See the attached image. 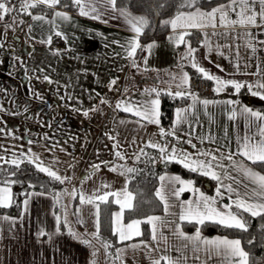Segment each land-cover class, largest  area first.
<instances>
[{
  "label": "crops",
  "instance_id": "obj_1",
  "mask_svg": "<svg viewBox=\"0 0 264 264\" xmlns=\"http://www.w3.org/2000/svg\"><path fill=\"white\" fill-rule=\"evenodd\" d=\"M228 3L223 4L227 5ZM106 7L109 10L102 16L101 20L80 15L79 8L76 13L61 8H54L50 16L42 15L45 19L36 21L37 31L36 35H34L35 39L46 41L48 37L52 38L56 36L55 32L57 31L62 34L59 37L57 36L60 40L58 41V45H55L53 48L49 46V43H44V45L47 44L49 52L45 53L47 59L43 63L42 73L52 81V83H48V87H57L54 92L60 94L58 96V99L60 97L59 100L55 101L53 98L52 101L46 104L45 108L57 105L60 109H64L69 102H72L71 106L81 109H92L93 107L105 108L106 114L103 112L98 115L97 111H93L98 116L90 118V123L103 127L105 125L101 124L103 122L100 123L98 118L100 117L102 121H107L109 124L107 132L112 137L111 140L127 145L131 150L132 156L134 155L136 158L140 149L149 141L172 145L176 144V140L171 136L162 139L160 129L163 127L160 124L158 126L154 123L141 121L139 117L129 112L117 109L116 104L121 100H130L133 103H146L156 98L155 93L151 95L144 94L145 89L153 87L158 88L162 92L172 91L174 93L177 91L179 79L171 81L170 78L172 76L180 77L181 67L179 62L186 51V46L182 44L177 48L173 43L169 42L168 37L173 35L170 26V30L165 35L145 41L144 46L151 43H155L156 46L151 50L150 55L147 51H144L141 57L135 58L139 67L134 68L127 57L125 49L121 47V45L127 44V41L134 36V33L130 31L128 24L119 15V12L111 11L110 6ZM259 7L257 3L255 5L257 11H259ZM101 11H104V9H101ZM56 12L67 14L70 19L58 22L60 18L55 16ZM230 17L233 20L237 19L235 12H231ZM31 18L32 16L28 19ZM257 20L259 23V17ZM52 22L54 24L56 22L54 30H51L49 26ZM189 31L200 33L201 39L199 43L191 47L196 49L195 56L197 63L209 73L225 80H234L246 84L264 82V44L259 43V41L264 40L257 27L233 25L224 28L220 26L219 19L217 18V26L215 28L209 26L203 29L193 28ZM225 32L228 33L227 37L221 35ZM246 32H251L252 36L255 37L252 41L256 49L255 52L246 46L248 40V37L244 35ZM213 33H216V35H213ZM205 36H207L210 48L203 46ZM234 37L238 38L234 39ZM145 57H147L146 65L144 63ZM53 61H57V64L56 62L53 63ZM236 64H239L238 70L235 67ZM217 65L220 67H217ZM186 66H192L188 61L183 62V72L188 74ZM220 68H223L224 71H221ZM112 80H116V84L112 85L110 90L109 84ZM126 89L127 91H125ZM183 91L185 94H189V81L183 88ZM192 97L185 105L174 109L170 128L168 130L163 129L166 132L172 130L177 109H188L186 120L177 125L176 128V135L181 142L180 147L193 154L197 159H203V157L196 155L198 150L212 151L217 157L231 153L233 154L234 161L251 167L254 171L264 175L250 161L238 154V141H242L245 135L257 134V125H264V121H257L247 115L240 114V107L247 106L261 114H264V112L245 104L237 97H196L195 106L192 107ZM102 98L107 103L101 104ZM203 100H208L211 103L204 106L200 103ZM229 100L238 101L239 103L232 105L225 103ZM234 109L237 115L230 119L229 117L232 115ZM38 123L40 122H36V124ZM42 123L46 128L58 131L57 134L50 132L44 134L45 137L53 140L46 143L49 146V156L51 159L40 157L43 165L51 166L52 170L54 168L56 170L57 168H63L66 171L76 173L74 182L72 181V184L66 188H63V184L61 191L66 189L68 193H71L74 188H78V193L83 190L86 194H91L100 188L101 184L111 186L110 189L102 191L114 190L115 182L119 181L122 176L117 175L116 171H111L109 163L106 165L102 162L107 151L99 150L100 152H95L97 151L95 150L91 159L88 160L87 157V159L83 160L84 135L82 134V118L76 116L51 117L43 119ZM99 129L96 128L97 132L95 131L96 133L94 132L95 134L93 133L90 136L91 139L94 135L96 143L104 134L102 130L98 131ZM86 137L89 136L87 135ZM189 139L192 144L196 145L195 148L185 143ZM256 139H259L258 135H256ZM94 146L96 147V145ZM37 151V149L34 151L35 155H39ZM111 157L114 161L115 154L112 153ZM106 162H109V160L107 159ZM221 162L226 166L228 174L232 177V179L224 180V184L233 185L241 193L245 191L246 187L248 189L255 187V185L250 184L248 180L234 169L228 160H221ZM87 163L91 166L87 172L91 173L90 175L86 174L88 182H86L85 188H83L78 185L81 177L77 176V173L83 172ZM93 165H100L99 170L93 171ZM123 168L126 169L125 166L121 167L122 170H124ZM162 175L171 176L177 174L163 173ZM124 178L127 184L125 175ZM233 181H239L240 183L239 185H235ZM160 185L161 181L159 179L156 190ZM216 187L217 182L213 194L207 196L216 197ZM196 188L206 195L200 188ZM29 193H33L34 195L29 200L27 211H25L23 203L27 198L26 196L22 201L19 215L10 216L0 213V264H89L91 260L89 247H86L78 239L70 235L67 227L64 226V231L59 227V234H55L57 215L54 212L55 203L53 196L47 193L35 195V193H41L35 191ZM72 199L69 195H64L61 199L64 205H68H66L67 211ZM112 199L114 198L112 197ZM233 199H235L234 196L223 192V198H217V206L222 207L225 204H230ZM77 207H80L78 195L74 209L75 212ZM94 211L95 209L93 208ZM21 213H23V216ZM5 216L11 219L4 220L3 217ZM80 216L82 217L81 214ZM74 225L75 223H73ZM78 225L80 226L76 228L77 232L80 234L82 232L83 234L84 226L88 227V225H81V222ZM41 229L52 234L51 240H49L48 236L38 237L37 233ZM196 230L189 232L182 231L187 235H194ZM151 235L150 228V237ZM201 236L209 239L225 237L222 235H206L202 232ZM228 239L235 240L236 238ZM182 245L179 248L188 252L191 264H224L221 257L212 256L209 259L206 258L203 251L194 253L191 250V245L188 248H183ZM197 256H199V259H197Z\"/></svg>",
  "mask_w": 264,
  "mask_h": 264
},
{
  "label": "snow or ice",
  "instance_id": "obj_2",
  "mask_svg": "<svg viewBox=\"0 0 264 264\" xmlns=\"http://www.w3.org/2000/svg\"><path fill=\"white\" fill-rule=\"evenodd\" d=\"M60 3V0H22L20 11L32 15L29 11L41 4L49 7L55 8ZM74 6L79 8V14L82 16H87L91 19L101 20L102 16L109 10L113 12H119V15L124 18L125 22L128 24L130 31L134 33V36L127 41L126 45H121L127 53V57L130 59L132 66L138 68L139 65L135 59L137 50L147 51L149 55L151 50L156 46L155 43L148 44L147 46H142L139 37L144 33V30L149 27V20L144 16H134L127 8H117L116 0H72ZM259 4V11L256 10L255 5ZM199 0H181L179 7L195 9L194 11L184 12L177 11L176 15L170 19L164 21L165 25H170L173 31V35L169 36V42L173 43L175 47L179 48L180 45L186 46V51L181 57L179 62L181 67V75L179 78L172 76L171 81L179 79L177 84V91L174 93L172 91H167L166 94L174 97H183L185 92L183 88L188 84L189 76L186 72H183V62L188 61L191 66L200 73L204 78L212 80L216 84L214 91L217 93L223 91L227 87H232L235 89L236 93H239L241 88L247 87L250 94L253 97H258L260 100H264V82H257L255 84H246L244 82H238L234 80H225L216 75L209 73L205 68L201 67L196 61V49L191 47L190 41L186 37L191 36L192 33L190 29H203L209 26L215 28L217 26V18L219 19V24L221 27L228 28L233 25H239L241 27H264V0H229L227 5L221 4L211 11H203L198 6ZM66 6V5H65ZM163 7V5H161ZM104 9V11H101ZM239 9V11H237ZM13 8L8 6V0H0V21L4 20L5 16L10 14ZM235 12L237 19L233 20L230 17V13ZM55 16L62 20H69L70 17L62 12H56ZM259 17V23L257 18ZM115 18V17H113ZM34 21L44 20L45 17L42 15H32ZM15 22V21H14ZM22 22V21H21ZM106 22V21H104ZM31 31V26L29 27ZM56 36H61L62 34L57 31ZM216 35V33H213ZM221 35L227 37L228 33H222ZM247 40V47H250L253 52H255V46L252 41L255 37L252 36L251 32L244 33ZM238 37H234L236 39ZM52 38L48 37L46 41H41L42 43H51ZM118 43V42H115ZM259 43L264 44V41H259ZM205 47H211L208 43L207 36H205V42L203 44ZM145 65L147 64V57L144 60ZM217 67H220L217 65ZM235 67L239 69V64ZM147 70V69H145ZM224 71L223 68H220ZM44 80L48 83H52L48 76L44 77ZM116 84V80L110 81L109 88ZM127 91V89L125 90ZM155 93L156 98L147 101L146 103L136 102L133 103L130 100H121L116 104V108L125 112H129L140 118L141 121H147L148 123H154L159 126L160 111L159 96L161 95V90L156 87L151 89H145L144 94L151 95ZM38 96V94H37ZM193 105L195 106L197 98L193 95ZM71 99V97H69ZM101 104L107 103L105 99H101ZM204 106L211 103L208 100L200 101ZM225 103L232 105L238 104V101H226ZM99 109L93 107L92 109L83 112V115L87 117L89 111H98ZM188 109H177L176 119L173 122V128L170 131H165L163 128L160 129V136L162 139L171 136L176 140V144L169 145L168 143L152 142L149 141L145 147L156 149L159 153L158 160L165 165L169 163L181 164L184 168L188 169L190 172L198 173L199 175L206 176L211 180L217 182L216 187V197H209L200 192L199 189L193 186L191 180H184L178 175H162L159 177L161 181L160 187L156 190L155 196L159 199L161 204L164 206L165 216L177 214L171 213L170 208L172 204L170 202V197H175L177 201H180L181 194L185 191H192L195 196L193 200L180 201V212L178 214V221L165 220L160 216H147L143 219H133L127 224L124 223V212L125 210H134L135 205L133 201L135 196L132 192L128 191L127 184L121 191H102L104 189H110V185L101 184L100 188L93 191L91 194H86L83 190L77 192L74 188L71 193H68L65 189L63 192H53L52 196L54 203L59 205L61 199L64 195H69L71 198L75 199L77 195L79 196L80 207H77L76 214L78 217L77 222H82L80 219V214L82 208L87 205H91L95 211L93 215L95 217V232L91 234V239L85 238L76 232H74L68 225V211L67 207L64 209L63 222L65 227H68L69 234L74 238L78 239L86 247L93 248L91 253L93 259L89 261V264H96L95 256L96 250L92 245V240H96L104 248L107 254L108 249L112 247L111 243L105 241L100 236V205L115 203L119 206V212H113L111 217L112 234L118 237V242H124L131 240L134 237L142 235L141 225L148 224L151 228L152 241L156 244H162L164 247L152 249L149 245L143 241L140 244H133L130 247L135 251L138 248L148 249V254L151 256L153 251H163L167 252L169 247L168 237L164 236L161 231L164 227L172 226V233L176 239L183 241V248H188L191 245V250L194 253L203 251L206 258H211L212 256L221 257L224 264H252V255L245 251L241 246V241L239 239L230 240L227 237H217V238H203L201 236L200 228L198 227L194 235H187L181 230V223H194L196 225H205L206 223L219 224L226 228H235L241 231H248V223L244 219L242 213H248L252 217L264 216V175L254 171L251 167H247L242 163H237L233 160V154L229 153L222 157H217L212 151H199L197 156L203 157V159H197L193 154L184 150L180 147L179 137L176 135L177 125L181 124L186 120V113ZM240 114L247 115L257 121H264V114L254 111L250 107L241 106L239 109ZM237 115L236 110L232 111L230 119ZM258 132L255 135H245L242 141H238V154L243 156L246 160L250 161L251 164L264 163V125H257ZM256 135L259 139H256ZM112 139V137H109ZM29 143H32L29 141ZM195 148L196 145L191 143V140L185 141ZM118 144H114L113 148H118ZM63 150V149H62ZM140 153L147 156L148 154L144 152V149H140ZM116 157L119 159H124L125 157L121 152H115ZM137 155V159H139ZM150 161L155 164L156 159L149 157ZM0 160H4V157L0 156ZM221 160H228L232 167L236 169L250 184L255 185V187L248 189L245 188L243 193L237 191V188L233 185H226L223 183L226 179H232L228 174L226 166L221 162ZM8 163L20 171L21 164L29 163L36 167L37 171L45 173L53 181H57L61 184L65 183L67 180L70 182V178L61 177L57 174V171L52 170L51 166H44L40 157L35 154H28L21 152L16 158L7 161ZM106 165L109 162H104ZM100 165H93V171L99 170ZM111 171H116V168H111ZM138 170L135 168H126L120 172L121 175L134 174ZM16 172L9 173V177L15 176ZM0 186V208H9L14 203L13 193L11 185L17 183V181L10 178L4 179ZM235 185H239V181H233ZM179 185V187H177ZM28 187H34V185L29 184ZM223 192H227L230 196H234L235 199L232 203L225 204L222 207L217 206V198H223ZM45 193H35V195H44ZM27 198L24 200V209L27 211L29 200L31 199L33 193H25ZM109 197H113L112 201ZM235 207L236 212L231 209ZM23 216V213H21ZM4 220H10V217H3ZM15 223L14 220H12ZM61 223V217L56 216V233L59 234V225ZM38 237L48 236L49 240L52 238V234L47 233L44 229H41L37 233ZM253 241H249L252 244ZM177 248L176 251H180ZM124 250L118 249L116 259L123 264L122 254ZM199 259V256H197ZM184 264V255L181 257L173 258L168 255H161L158 259H152L151 264Z\"/></svg>",
  "mask_w": 264,
  "mask_h": 264
},
{
  "label": "rangeland",
  "instance_id": "obj_3",
  "mask_svg": "<svg viewBox=\"0 0 264 264\" xmlns=\"http://www.w3.org/2000/svg\"><path fill=\"white\" fill-rule=\"evenodd\" d=\"M19 9L20 8L18 7V10ZM15 14L10 15L6 20L0 21V156L4 157V160L10 161L16 158V156H18L21 152L25 153L26 155L30 153L34 154V151L37 149V153H39L37 156L43 159H51L49 156V146L46 143L51 142L53 139L45 137L44 134L48 132L57 134L58 131L46 128L42 123L43 119L51 117L57 118L61 116H76L78 118H82L83 122V160L87 159V157L88 160L91 159V156L95 150H97L95 152H100L99 150L107 151L102 162H106L108 159L110 168H116L117 175H121L120 172L123 171L121 167L125 166L127 168L131 166L134 163L135 156H132L131 150L127 145L120 144L117 141H112L109 138L110 135L107 132V126L109 124L107 121H102L100 117L98 118V121L100 123L103 122L101 124L105 125L103 127H100L98 124L90 123V118L97 117L103 112L106 114L105 108L98 107V115L93 113V111H89V115L87 117L83 115V112L89 109H81L77 108L76 106H71L72 102H69V104L66 105L64 109H60V107L57 105H53L52 107L48 106L45 108L46 104L49 101H52L53 98L55 101L60 99V97L58 99L60 94L54 92V90L56 91L57 87L55 88L52 86L49 88L48 82L44 80L45 76L42 73L43 63H45L47 59V55H45V53L49 52V50L46 46L47 44L44 45L40 39L34 38V35H36L35 33L37 31L36 21H34L32 18L23 19L15 16ZM61 21L63 20H58V22ZM55 24L52 22V24L49 25L51 30L55 29ZM30 26L31 31H29ZM55 62L57 64V61H53V63ZM36 122L40 123L36 124ZM96 128H100L98 131L102 130L104 132L97 143L94 140V135L90 139V136H92V134L96 131ZM87 135L89 137H86ZM29 141L32 143H29ZM114 144H118L119 147L114 149ZM94 145H96V147ZM116 151L121 152L125 158L119 159L115 155V159L113 161L111 154H115ZM106 155L108 157L107 159ZM4 160H0V163L4 162ZM89 168H91V166H89L87 163L84 171L77 173V176L81 177V179L78 181V185L82 186L83 188H85L84 186L86 182H88V179H86V174L90 175L91 173L87 172ZM53 170L57 171V174L61 177L70 178V182L66 180L65 183H63V188L70 186L72 181L74 182L76 173H73L72 171H66L63 168H57V170L54 168ZM121 176L122 178L115 182L116 185L114 186L113 191H121L124 189L126 182L124 180V175ZM75 189L78 190V188ZM194 196L195 194L192 191H185L181 194L180 201L193 200ZM180 201H177L175 197H170V202L172 204L170 212L177 214L176 216H165L164 206L163 211L160 214H154L151 216H160L165 220H175L179 222L178 214L180 212ZM66 205L64 206L66 207ZM68 208L71 209V213L68 212V225L74 232L80 234L76 230L79 223L77 222V214L75 210H72L71 206ZM114 212H119V206L116 208V210H114ZM81 215L82 217L80 216V219L83 222H81V225H88V227L84 226L83 234L82 232L81 234L82 236L87 234L85 238L91 239V234L96 230L94 224L95 217L93 215V207L91 205L84 206L82 208ZM73 223H75L74 226ZM181 230H183L182 226ZM161 231L163 232L164 236L168 237L169 240V247L166 253L163 251H153L151 256H149L148 249L141 247L134 251L130 247V245L140 244L141 241H143L147 243L152 249H162L164 246L162 244L158 245L153 242L151 235L148 240H134L121 244L117 247L115 256H117L118 249H123V264H151L152 259H158L161 255H168L173 258L184 255V264H191L188 252H185L184 250L176 251V249L182 245L183 241L178 240L173 236L172 226L170 225L164 227ZM92 245L96 250V264H108L109 262L105 261L101 247L96 245L94 240H92ZM91 250L93 251V248H91ZM111 258L113 259L112 255ZM117 261L118 264H120V261ZM163 263L164 262L162 261L161 264Z\"/></svg>",
  "mask_w": 264,
  "mask_h": 264
},
{
  "label": "trees",
  "instance_id": "obj_4",
  "mask_svg": "<svg viewBox=\"0 0 264 264\" xmlns=\"http://www.w3.org/2000/svg\"><path fill=\"white\" fill-rule=\"evenodd\" d=\"M229 2V0H199V7L201 10L208 11L213 7ZM22 0H8V6L13 8V11L6 15V20L10 15H14L23 19H28L31 15L25 14L18 10L21 6ZM181 0H116V7L127 8L134 16H144L149 20V27L144 30V33L140 36V43L144 46L147 39L161 37L170 30V25H165L164 21L170 20L176 15L177 11H194L195 9L179 7ZM66 5V6H65ZM163 5V7H161ZM55 8H61L76 13L78 7L74 6L72 0H60V3ZM32 15L40 14L44 16H50L54 8H49L45 5H39L29 10ZM192 35L186 37L190 41L191 46L197 45L201 39L200 33L191 31ZM60 39L57 36H53L49 46L53 48L57 45ZM144 51L138 49L135 58L142 56ZM189 76V94H185L183 97H174L167 95L166 92L161 91L159 96L160 100V125L168 130L172 124L173 111L176 107L185 105L191 98L195 96L198 98H219V97H237L245 104L254 107L264 112V100H260L257 97H253L247 87L241 88L239 93H236L232 87H227L223 91L217 93L214 91L216 84L212 80L204 78L193 67L186 66ZM144 152L148 155L145 156L138 152L134 163L129 168H135L138 171L134 174L125 175L127 179V188L135 196L133 201L135 205L134 210H125L124 222H130L133 219H143L147 216L154 214H160L163 211V204L155 196L156 187L158 185L159 177L163 173H174L186 180H191L193 185L200 188L206 195H212L214 192L216 182L209 179L206 176L199 175L198 173L190 172L184 168L181 164L169 163L165 165L158 160L159 153L156 149L149 147H142ZM149 157L156 159V163L153 164ZM254 167L264 174V163L253 164ZM16 172L15 176L9 177V173ZM10 178L17 181L11 185L14 203L9 208H0V213L17 216L20 214L21 205L23 199L26 197L25 193L32 191L43 192L52 195L53 192H60L63 184L53 181L45 173L37 171L36 167L29 163L21 164L20 171L8 163H0V182L4 179ZM29 184L34 187H28ZM2 185V183H0ZM112 201V197H109ZM77 197L72 199L70 206L72 210L75 209ZM117 204H101L100 205V236L103 240L111 243L112 247L108 249L107 254L101 244L94 240L96 245L101 247L103 256L108 264H118L115 256V251L118 246L123 243L134 240H148L150 238V226L148 224L141 225L142 235L134 237L131 240L124 242H118L117 236L112 234L111 217L114 210L117 208ZM65 206L61 200L60 204H55L54 212L57 216L61 217L60 229L64 231V214ZM71 209L68 212L71 213ZM236 212L237 209L233 207L231 209ZM244 219L248 223V231H241L235 228H226L219 224L206 223L205 225H196L194 223H181L184 231H193L200 228V232L206 235H222L228 238H236L241 241L242 248L252 255V264H262L264 262V216L252 217L248 213H242ZM78 227L80 225H77ZM253 241L249 244V241ZM90 250V257L92 259V250ZM111 255L113 259L111 258ZM164 264V263H163Z\"/></svg>",
  "mask_w": 264,
  "mask_h": 264
},
{
  "label": "built area",
  "instance_id": "obj_5",
  "mask_svg": "<svg viewBox=\"0 0 264 264\" xmlns=\"http://www.w3.org/2000/svg\"><path fill=\"white\" fill-rule=\"evenodd\" d=\"M21 7V6H20ZM19 7V8H20ZM259 29V31H260V33H261V36L263 37V40H264V27H260V28H258Z\"/></svg>",
  "mask_w": 264,
  "mask_h": 264
}]
</instances>
